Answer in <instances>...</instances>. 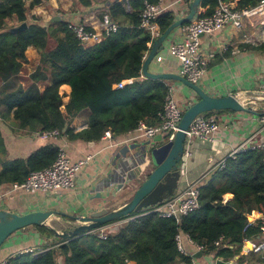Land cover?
<instances>
[{
  "label": "trees",
  "instance_id": "obj_1",
  "mask_svg": "<svg viewBox=\"0 0 264 264\" xmlns=\"http://www.w3.org/2000/svg\"><path fill=\"white\" fill-rule=\"evenodd\" d=\"M49 1L0 0L1 122L12 118L15 130L22 133L57 129L62 137L86 142L101 140L107 130L113 136L125 135L134 131L140 121L159 125V112L170 85L167 80L142 74L152 41L150 32L139 26L145 0H131L134 11L130 13L120 2H113L109 16L117 22L111 19L117 30L90 47L79 42L70 22L45 20L33 13ZM78 1L83 5L88 2ZM220 1L236 2L238 8H244L255 6L260 0H201L198 18L212 15ZM121 16L130 17L132 24L125 25ZM175 20V13L167 11L157 18V23L164 32ZM23 22L28 23L25 30H9ZM29 47L37 50L39 61L22 83L20 74L28 61ZM258 48L264 49V44ZM124 80L129 82L117 87ZM63 84L72 89L64 110L60 93ZM84 110L89 112L88 127L76 132L72 120ZM225 111L231 110L204 114ZM60 149V143L51 140L27 157L2 158L7 148L0 127V189L23 182L33 171L51 166ZM198 186L200 208L180 220L137 212L131 215L142 214L139 218L125 221L115 231H108L105 238L99 237L97 231L62 239L48 227L36 226L48 237H55V246L39 255H18L11 258V264L191 263L193 257L186 256L178 247L177 237L183 235L206 246V251L214 252L216 257L230 260L238 256L239 264H258L259 253L250 250L244 254L243 246L245 241L263 234L261 223H251L248 216L253 211L264 213V149L228 158L222 170H212ZM228 196L230 199L225 201ZM221 237L223 242L218 247L215 242Z\"/></svg>",
  "mask_w": 264,
  "mask_h": 264
},
{
  "label": "crops",
  "instance_id": "obj_2",
  "mask_svg": "<svg viewBox=\"0 0 264 264\" xmlns=\"http://www.w3.org/2000/svg\"><path fill=\"white\" fill-rule=\"evenodd\" d=\"M116 1L120 2L127 12L134 11L131 0H108L107 2L105 0L89 2L88 0L87 5L81 4L78 0H50L34 9L33 13L41 15L45 20H52L57 16L70 23H90L101 29L104 15L109 16V7ZM164 1L169 6L168 11L175 13L176 20L189 12L190 3L177 0ZM235 4L237 5L236 2ZM111 19L116 22L113 18ZM261 19L262 17L255 16L250 18L242 29L228 26L201 37V48L209 57V66L199 85L215 96L227 95L230 92H246L247 95L256 96V103L251 104L257 111H264V100L261 99L264 93V49L258 48L264 44V25H261ZM120 20L125 25L132 24L130 17L121 16ZM250 39L253 40L249 41ZM181 40L183 36L178 27L164 42V48L157 53L149 69L152 72L180 74V61L171 55L169 48L173 42ZM27 53H32L33 57H28ZM212 54L214 56L210 57ZM26 55L28 61L25 66H29L28 73L30 74L39 61V55L34 47H29ZM167 82L180 108L185 109L197 100L194 91L182 82L175 80H167ZM44 88L45 85H42L41 89ZM71 91L69 84H63L60 87L64 102L63 110L68 103ZM216 115L222 121L221 128L216 134V140L209 143L203 139H194L192 155L183 161V176L180 185L189 182L200 185L215 164L231 148L241 143L247 135L254 133L256 137L264 138V123L260 121L261 115L235 111L219 112ZM88 117V110H84L72 120L76 132L88 127ZM0 127L7 148V153L3 154L2 158L27 157L48 142L40 138L38 132L16 131L12 118H8L5 122H1L0 118ZM161 138L157 137L154 142L155 146L162 144ZM52 141L59 142L73 161L91 156L89 163L78 172L74 188L47 192L10 193V186H7L0 189V209H7L18 214L56 210L58 214L50 219V223L58 230L68 225L64 214L78 216L104 207L113 210L129 201L120 194L127 186L128 175L136 173V166L131 165V162L121 160L120 153L124 146L131 147L150 142L138 137L134 131L118 136L111 134L110 137L104 136L101 140L92 142L69 140L62 136ZM2 168L3 164L0 161V171ZM124 174L127 175V179ZM229 199L230 196L227 197V200ZM256 212L259 213L255 211L250 218H256ZM118 222L107 224L98 232H106L115 227ZM54 241L56 242L55 237H48L36 226L20 229L13 233L1 247L0 260L16 258L25 253L39 255L55 246L52 244ZM180 242L183 253L193 258L191 263L183 261L177 264H215L216 258H220L216 257L214 252H204L203 255L196 256L197 247L187 235L181 236ZM262 243H264V234L245 241L243 253L247 254L250 250H254L262 258L264 250H257ZM238 259L236 256L230 260L239 264ZM126 264L131 263L126 262Z\"/></svg>",
  "mask_w": 264,
  "mask_h": 264
},
{
  "label": "built area",
  "instance_id": "obj_3",
  "mask_svg": "<svg viewBox=\"0 0 264 264\" xmlns=\"http://www.w3.org/2000/svg\"><path fill=\"white\" fill-rule=\"evenodd\" d=\"M191 3L193 0H177ZM168 5L164 0H159L156 3L145 0V6L140 13V28L150 32L153 41L162 33L160 26L157 23V18L168 11ZM262 17L260 23L264 25V0H260L255 6H248L244 8H238L235 2L220 1L218 6L212 15L196 17L180 26V30L183 36V40L175 41L170 45L169 51L171 55L176 57L180 61V74L187 78L189 81L200 84L207 73L209 66V57L202 51L201 37L203 35L213 34L216 31L224 29L228 26H233L236 29H242L248 23V20L252 17ZM71 28L84 47H90L97 43L102 42L107 35L115 32L118 28L108 15H104L102 21V28L99 29L94 24L90 23H70ZM253 39H250L251 41ZM147 54L145 55L146 58ZM214 54L210 55L213 57ZM129 81L124 80L117 84V87H123ZM246 104L252 105L256 103L255 99L247 97L245 99ZM255 109V108H254ZM183 115V110L178 105L174 98V95L170 89V93L167 95L163 110L159 112L161 123L159 125H150L144 121H140L137 128L134 130L138 134V137L150 141L151 147L155 146L154 142L157 137H162L164 142L173 140L176 132L179 130V123ZM260 121L264 123V114L261 115ZM222 125L221 119L213 114L207 116L201 114L197 116L188 130L186 131L185 151L183 155V161L185 158H189L192 155L194 139H203L206 142L213 143L216 140V134L220 130ZM40 138L44 140L59 139L61 132L57 129L44 130L37 133ZM111 131L105 132V137L111 136ZM152 143V144H151ZM264 149V138L256 137V134L252 133L247 135L241 143L231 148L225 156L212 168V170H222L226 166L228 158H234L240 152L248 150ZM91 156L73 161L66 151L61 147L56 161L49 167L33 171L26 180L23 182H14L9 187L10 193L19 191L26 192H47L50 190H64L72 189L75 186L76 177L78 172L89 163ZM200 195L201 190L198 185L194 183H187L179 185L176 192L162 203L147 208L142 214L146 213H158L163 217L175 218L180 220L181 217L188 215L189 213L200 208ZM227 197L225 198V201ZM257 213V212H256ZM142 214L131 215L124 220H120L115 227H112L108 231H115L125 221H134ZM255 214L253 211L250 215ZM251 223H261L262 233L264 234V213L259 212L256 218H250ZM122 221V222H121ZM102 229V228H101ZM100 229V230H101ZM108 231H100L99 237L105 238ZM178 239L179 250L183 253V248L180 242V236ZM198 251L206 253H212L206 251V246L198 245L190 237ZM223 242V237L219 238L215 245L220 247ZM257 250H264L263 243L257 248ZM0 264H11V258L0 260ZM258 264H264V254L261 261Z\"/></svg>",
  "mask_w": 264,
  "mask_h": 264
},
{
  "label": "water",
  "instance_id": "obj_4",
  "mask_svg": "<svg viewBox=\"0 0 264 264\" xmlns=\"http://www.w3.org/2000/svg\"><path fill=\"white\" fill-rule=\"evenodd\" d=\"M200 2L201 0H193L189 4V12L175 20L153 41L151 49L144 59L142 66L144 77L182 82L194 91L197 100L183 111L179 130L176 132L173 140L153 147L145 142L140 145L124 146L122 148V152L120 153L121 160L131 162V165L136 166V173L128 175L127 186L120 194V196L128 198L129 201L113 210L104 207L78 216L64 214L68 225L62 230H58L50 223V219L58 214L56 210L32 211L26 214H18L7 209H0V249L13 233L29 226H46L57 237L72 239L97 232L107 224L120 221L133 213L142 212L151 206L162 203L171 197L180 185L183 176L186 131L197 116L206 112L221 110L246 112L256 115L264 114V111H257L252 105L246 104L245 99L247 97L257 100L256 96L247 95L246 92H230L227 95L215 96L205 91L199 84L189 81L181 74L152 72L149 69L151 62L157 53L164 48V42L171 33L196 17ZM52 20L60 21L61 18L56 16ZM27 26L28 23L23 22L12 26L9 30L13 33H18L25 30ZM261 99L264 100V93ZM124 175L127 179V175ZM198 255H203V251H198L196 256ZM215 264L237 263L232 260L226 261L216 258Z\"/></svg>",
  "mask_w": 264,
  "mask_h": 264
},
{
  "label": "rangeland",
  "instance_id": "obj_5",
  "mask_svg": "<svg viewBox=\"0 0 264 264\" xmlns=\"http://www.w3.org/2000/svg\"><path fill=\"white\" fill-rule=\"evenodd\" d=\"M37 53H38V52H37ZM27 55H28V57H33L32 53H30V54L27 53ZM28 67H29V66H25V63H24V69H23V71H22L21 74H20V75H21L20 78L22 79V80H21L22 83H25V73L28 74V72H29ZM177 103H178V102H177Z\"/></svg>",
  "mask_w": 264,
  "mask_h": 264
}]
</instances>
